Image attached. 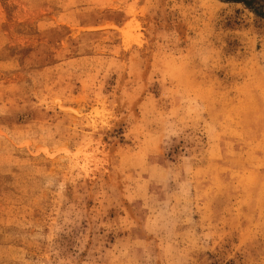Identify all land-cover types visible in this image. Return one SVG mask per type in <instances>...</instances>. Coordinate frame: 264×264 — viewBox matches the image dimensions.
Returning <instances> with one entry per match:
<instances>
[{
  "label": "rangeland",
  "instance_id": "rangeland-1",
  "mask_svg": "<svg viewBox=\"0 0 264 264\" xmlns=\"http://www.w3.org/2000/svg\"><path fill=\"white\" fill-rule=\"evenodd\" d=\"M262 191L264 0H0V264H264Z\"/></svg>",
  "mask_w": 264,
  "mask_h": 264
},
{
  "label": "bare ground",
  "instance_id": "bare-ground-1",
  "mask_svg": "<svg viewBox=\"0 0 264 264\" xmlns=\"http://www.w3.org/2000/svg\"><path fill=\"white\" fill-rule=\"evenodd\" d=\"M242 204V208L240 209L241 211L239 210L238 215H236L240 218H246L247 225L249 224V226H252L253 216L254 214H257L254 221H257L258 224L256 223V225L262 231L264 229V191H262L261 194L255 198H251V194H249V197H247Z\"/></svg>",
  "mask_w": 264,
  "mask_h": 264
}]
</instances>
